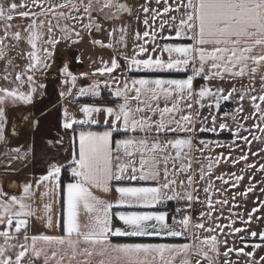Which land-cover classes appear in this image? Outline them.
<instances>
[{
    "label": "crops",
    "instance_id": "obj_1",
    "mask_svg": "<svg viewBox=\"0 0 264 264\" xmlns=\"http://www.w3.org/2000/svg\"><path fill=\"white\" fill-rule=\"evenodd\" d=\"M122 24H136V35L93 40L126 64L112 58L104 83L68 98L80 112H63L68 161L34 154L39 147L0 114V235L187 242L188 216L177 210L198 204L194 164L240 166L239 147H230L240 139L242 102L264 105V0H135Z\"/></svg>",
    "mask_w": 264,
    "mask_h": 264
},
{
    "label": "rangeland",
    "instance_id": "obj_2",
    "mask_svg": "<svg viewBox=\"0 0 264 264\" xmlns=\"http://www.w3.org/2000/svg\"><path fill=\"white\" fill-rule=\"evenodd\" d=\"M134 4L0 0V114L12 116L14 131L39 147L34 154L47 151L50 164H63L70 157L72 132L63 112L67 119L80 113L69 100L76 89L100 83L112 58L126 64L111 46H95L93 39L102 32L118 39L122 33L136 35V24L121 25ZM183 27L185 31V23ZM242 107L240 139L230 147H239L240 166L227 171L212 160L200 171L194 164L198 204L177 210L181 220L188 216L187 242H98L19 236L16 230L0 235V264H264V105L258 98L254 108L243 102Z\"/></svg>",
    "mask_w": 264,
    "mask_h": 264
},
{
    "label": "trees",
    "instance_id": "obj_3",
    "mask_svg": "<svg viewBox=\"0 0 264 264\" xmlns=\"http://www.w3.org/2000/svg\"><path fill=\"white\" fill-rule=\"evenodd\" d=\"M164 75V74H161ZM74 165V163H70V164H66L63 166L62 168V184H64L68 179H69V174H68V170L69 167H72Z\"/></svg>",
    "mask_w": 264,
    "mask_h": 264
}]
</instances>
